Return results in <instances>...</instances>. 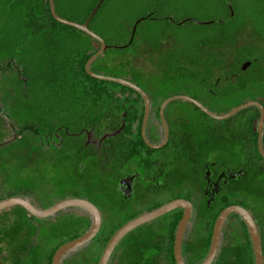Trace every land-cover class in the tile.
Returning a JSON list of instances; mask_svg holds the SVG:
<instances>
[{"label":"trees","instance_id":"trees-1","mask_svg":"<svg viewBox=\"0 0 264 264\" xmlns=\"http://www.w3.org/2000/svg\"><path fill=\"white\" fill-rule=\"evenodd\" d=\"M52 1L57 16L76 23H83L98 2V0ZM116 1L118 0H103L87 25V28L101 37L106 44L103 53L108 50L125 51L130 47L140 49L142 46L137 44L139 39L144 38L146 42V39L150 41L166 37L174 42V49L178 47L174 55L170 53L165 56L163 52L160 54L164 66L166 65L165 68L170 69L172 74H182L191 79L192 84L200 85L203 90L209 89L217 95L236 96L235 106L248 101L263 102L260 97L264 95L262 92L264 91V0H199L192 6L191 12L202 16L201 21L194 16L182 20L174 18L172 14H178L181 11L180 7L183 8L182 2L179 3L178 0H135V6L143 4L144 8L131 13L130 20L124 27L123 23H113L111 20L104 23V12H107ZM186 11L189 12V7ZM0 12L4 27L2 47H8L12 39L13 45L17 46L14 55L7 58L0 66V74L10 73L13 70L20 71L22 79L19 81L25 87L29 99L25 105L28 109L32 107L36 111L33 118L26 117L18 127L9 124L12 133L17 134L16 139L10 143L21 142L20 146H23L24 151L17 153V164L15 163L16 167L12 168L14 170L12 174L7 172L6 167L1 168V177L3 175L5 181L25 184L32 171L30 166H37V172L40 173L42 166L40 159L44 160L43 154L46 151L73 149V144H66L64 140L66 136L82 135L84 142L77 147L78 149L76 148L82 155L81 158L88 156L87 163L95 166L98 173H107L108 176L112 175V159L116 166L121 168L128 158L134 157L143 150L146 154L147 151H152L141 137L144 100L140 93L122 83L91 77L85 70L86 61L100 47L97 39L77 28L57 22L50 12L48 0H0ZM184 24L198 25L182 28ZM133 27H135L134 31ZM157 48L150 45L149 52L156 53ZM103 53L92 61L90 70L99 75L115 77L113 74L104 73L105 60H100ZM123 59V57L119 59L120 64ZM221 79L224 81V86H218ZM129 80L127 81L139 87L135 80ZM144 93L149 99L146 134L150 123L153 124L154 120L159 122L158 108L168 97L155 98L153 93L145 91ZM247 93L252 96H248ZM189 96L204 105L197 96L191 94ZM174 101L177 100L171 102ZM185 102L197 110L203 119L214 120L197 106ZM0 114L8 119L4 111L0 110ZM237 114H239V122L235 126L229 124V128H225L227 121L223 122L225 124H221L220 121L209 126L204 125V122L198 118L194 119L191 125L181 123L180 131L193 137L196 143L193 146L200 151L205 150L204 147L207 151L218 150L222 141L229 147H233L234 144L239 145L241 142V149L247 153V160L251 161L252 165L255 164L257 170L255 173L264 174V171H259V166L257 167L260 160L264 162V157L256 145L257 133L252 130L253 120L259 117L258 107L248 106ZM30 118L34 120L33 123ZM120 127L122 128L117 133ZM180 131L173 135L174 139L172 138L173 145H176L178 162L181 156L186 157L187 154L182 145L184 142L178 139ZM112 132L117 133L113 138ZM87 134H90V138H95L96 143H88ZM33 139L34 143L31 142ZM234 139L235 142L232 143ZM111 142L113 145L110 144ZM141 154L145 155V153ZM8 158H4L1 162ZM97 195L98 197L93 195L84 198L100 209L97 203L100 195ZM235 203L240 202L227 197L221 202L218 199L217 206L207 226L205 225L207 237L204 255L209 248L216 216L223 207ZM177 208L179 211L176 217L179 220L182 208ZM110 209L108 215L114 216ZM135 214L123 216L116 224H110L108 221L107 225L102 222L94 236L99 248L97 258L100 257L112 232ZM230 214L237 215L241 221L243 238L247 246L246 256L249 264H254V253L246 224L239 214L235 212ZM89 217L88 213L81 216L69 215L66 219L68 223L60 228L62 232L59 236L58 228L50 227L51 237L48 236L46 243H43L49 247L46 264H51L52 254L60 244L78 236L88 228ZM262 253L264 264V242H262Z\"/></svg>","mask_w":264,"mask_h":264},{"label":"rangeland","instance_id":"rangeland-1","mask_svg":"<svg viewBox=\"0 0 264 264\" xmlns=\"http://www.w3.org/2000/svg\"><path fill=\"white\" fill-rule=\"evenodd\" d=\"M198 1L178 0L179 3L182 2L181 5L184 9L180 7L181 11L178 14L173 13L172 16L177 20L192 16L200 21L203 20L202 16H197L199 14L191 12L192 6ZM188 7L189 12L186 11ZM143 8V4L135 6V0H118L111 5L107 12H104V23L107 20H111L113 23H123L124 27L130 20L131 13L140 11ZM1 20L2 17L0 15V66L7 58L13 56L17 50V46L13 45V39L8 44V47H2L4 41L1 38L4 27ZM196 25L198 24H184L181 27L189 28ZM168 32H171V30H168ZM137 41V44L142 46L140 49L144 48L145 50L141 51L135 47H130L125 51L115 52L108 50L103 53L100 60H105V64H103L104 73L113 74L117 78L124 77L127 78L126 80L133 79L139 84L140 89L147 93H153L155 98L171 97L175 93H180L183 96H189L190 94L197 96L204 104L203 106L214 115L225 114L239 106H235L237 103L236 96L226 97L222 94L217 95L209 89L203 90L200 85H196L194 82L192 84V80L188 77L178 73L172 74L170 69H166V65L164 66L160 56L161 52L165 56L170 53L174 55L178 49V47L174 49V42L170 39L166 37L155 38L150 41L146 39L145 42L144 38H142V40L139 39ZM150 45L157 46L158 51L150 53ZM121 57L124 59L120 64L119 59ZM99 58L98 61H100ZM100 63L98 62V64ZM21 79L20 71L17 70L0 74V110L4 111L8 117L7 119L0 114V199L9 196H22L27 198L37 208L43 209L65 198H84L93 195L98 197L97 194H99L100 198L97 203L100 207V213H102L103 224L108 225V221L110 224H116L123 218L128 206H125L124 209L121 204L113 205L114 216L108 215V210L112 207V204L108 201V196L112 192L111 185L115 174L108 176L107 173H98L95 166L94 168L87 163L88 156L81 158L82 155L77 151V147L84 142L82 135L66 136L64 138L66 144H73V149L46 151L43 154L44 160L40 159L42 162L40 173L37 172V166H30L32 170L31 174L29 173L31 180L28 178L25 184L5 181L3 175V178L1 177L2 167H6L8 173H13L14 170L12 168H15L17 164L16 155L19 151L20 153L24 151L19 141H15L13 144L1 145L2 142L13 137L9 124L18 127L26 117L33 118L36 113L32 107L28 109V106L25 105V103L29 102V99L25 87L19 81ZM221 80L218 86H224V81ZM262 92L264 94L263 90ZM247 95L252 96L250 93H247ZM165 109L168 110L166 111L168 112V117L173 120V127L176 133L182 129L181 123H185L183 125H191L192 121L198 118L201 119V122H204V125L207 124L209 126L215 125V123L217 124L220 121L222 122L221 124H225L223 122L227 121L228 124H226L225 128H229V124H234L235 126L239 122L238 112L231 115L233 117L230 116L221 120L203 119L190 104L180 100L167 104ZM31 118L30 121L33 123L34 120ZM180 134L185 135L181 131ZM33 141L34 139L31 142L34 143ZM192 143V145L196 144L194 140ZM237 151L241 150L237 149ZM7 157L9 158L2 163L1 161ZM211 157L225 164L236 174L235 176H230L221 191L227 198L243 204L254 215L264 242V174L254 173L251 168L244 167L239 156L232 158L225 153H212ZM179 160L180 162L177 161L176 172L174 171L177 176V183H179L178 192H185L184 188H188L191 196L201 195L196 204L195 201L192 202V206L195 208L192 210V215H190V225L185 229V235L189 238V247L192 250L196 247L195 251L193 250L186 256V259L188 264H195L206 255H204V240L207 237V232L204 227L202 230V225L205 220H210L215 206H217L218 198L209 204L208 199H205L202 194L205 193L204 184L196 183L200 177V174L197 173L198 169L193 168L194 166L191 167L190 160L185 156H181ZM166 213L153 219H160ZM82 214L87 213L77 207H66L44 217L30 216L23 208L17 205L0 209V264H30L33 251L43 243H46L48 236L49 238L51 237V226L58 228L57 234L59 236L62 232L60 228L68 223L66 219H68L69 215L81 216ZM243 237L244 230L239 217L229 213L222 224L217 253L213 258L212 264H248L245 258L247 246ZM151 238L152 236L147 241H151ZM128 241L126 240L125 243L127 244ZM151 249V246L146 245V253H150ZM42 260V258L38 257L35 260V264H42Z\"/></svg>","mask_w":264,"mask_h":264},{"label":"flooded vegetation","instance_id":"flooded-vegetation-1","mask_svg":"<svg viewBox=\"0 0 264 264\" xmlns=\"http://www.w3.org/2000/svg\"><path fill=\"white\" fill-rule=\"evenodd\" d=\"M260 99H263V102L262 101L261 103H259L258 101H248V102L258 103L262 107L264 113V104H263L264 95H261ZM258 110L260 116V109L258 108ZM166 111L168 110L164 108L162 114H163L165 126L167 128V141L161 148H157V149L151 148L152 151H147L148 154H146V151L143 150L138 154H136L134 157L125 160L124 161L125 164H123L121 168H118L114 163V159H112L111 172L112 174L115 175L112 181L113 184L111 185L112 192L108 196V201L112 204V207L110 209L112 214L114 212L113 209L114 203H116V205L121 204L124 209L125 206H128L123 216L131 213H136L135 214L136 216L141 213L147 212L151 209H154L174 198L181 197L187 199L191 203V205L193 204L192 202L195 201L196 204V201L198 202V200L200 199L201 195L191 196L190 192L188 191V188H184L185 192H178L179 183H177V179H176L177 176L174 173V171L176 172L177 169L178 158H177L176 145H173V141H172L173 135L176 133V130L173 127L174 124L172 118L168 117V112ZM158 119L159 122H156L154 120L153 124L151 123L149 124L147 133L145 134L146 140L152 145L160 144L164 138V127L160 120L159 108H158ZM258 119H254L252 125V130L255 131L256 133H257ZM121 128L122 127H120L117 130V133L121 130ZM112 133H111V137L113 138L117 133L116 132H112ZM179 136L178 139L184 142L182 143V145L183 148L186 150L187 153L186 158L190 160L191 167L194 166L193 168L198 169L197 173L200 174V177L198 181H196V183L204 184L205 193L202 194L204 195L205 199H208L209 204H211L213 200L217 198L219 199V202L223 201L226 198V196L222 193L221 189L223 185L227 183L230 176L236 175L232 171V169H229V167H227L225 164L220 163L218 160L212 158L211 157L212 153L213 154L225 153L226 155L231 156L232 158L239 156L241 158L242 165L244 167L247 166L251 168L254 171V173L257 172L254 166L255 164L252 165V163H250L251 161L247 160L246 158L247 153H244L243 150L241 149L242 146L241 142L239 143V145L234 144V146L233 147L231 146L232 147L231 148L229 147V145L226 146L224 144V141H222L221 144H219L218 150L207 151V148L204 147L203 149L205 150L202 149L203 151H200L195 149L196 147L192 145L193 144L192 142L194 140L193 137H190L187 134L185 135L179 134ZM100 138L98 139V141H100ZM238 139H240V136H238ZM87 142L96 143V139L90 138V134H89V138H87ZM234 142L235 139L232 141V143ZM110 144H112V142ZM256 145L258 148V143H256ZM260 145L262 151H264V117H263ZM237 149H240L241 151H237ZM141 153H145V155H142ZM163 162L164 164L162 165ZM257 167L259 168V171H264L263 160H260L259 165H257ZM240 169L242 170V168ZM235 204H239L245 207L241 203H235ZM194 208L195 207L192 206L191 215H192V210ZM178 211L179 209L177 207L172 208L169 211H167V213L165 212L166 214H164L160 219H156V220L151 219L152 220L151 222L146 221L134 227L130 231H128L117 242V245L114 246L106 264H176L174 252H173V244H174V237H175L177 223L179 221L176 217ZM250 214L252 215L256 223L260 236L261 248H262L263 240L261 237V230L257 225V220L254 217V215L251 212ZM190 217L186 227L190 225ZM154 220L155 222H153ZM208 221L209 220L204 221V224L202 225V230L203 227L205 228V225L207 226ZM101 225H102V213H101ZM84 231L78 234V236L81 235ZM220 235H221V231H220ZM94 236L88 242L66 252L60 258V264H97L99 259L97 258V256L99 255V250H98L99 248ZM151 236H152L151 241H147ZM145 238L147 239L144 240ZM126 240H129L127 244L125 243ZM146 245L152 247L150 253H146L145 251ZM48 248L49 247H45V245H41L40 247L36 248V250L33 251L32 262L30 264H35V260L38 257L43 259L42 264H46L48 260V254H47ZM193 250L195 251L196 247H194ZM193 250L191 249V247H189V238L186 237L184 230L181 241V256L185 261V263L188 264L186 256L189 253H191ZM245 258L249 264V260L247 259V256ZM199 262L197 261L195 264Z\"/></svg>","mask_w":264,"mask_h":264},{"label":"water","instance_id":"water-1","mask_svg":"<svg viewBox=\"0 0 264 264\" xmlns=\"http://www.w3.org/2000/svg\"><path fill=\"white\" fill-rule=\"evenodd\" d=\"M48 2H49L50 12H51L53 18L57 22L72 26L74 28H77V29L87 33L88 35H91L92 37H94L95 39H97L99 41V43H100L99 49L85 63V70L91 77H95L98 79L111 80V81H115L118 83H122V84H125V85L133 88L135 91L140 93V95L142 96V98L144 100V114H143V119L141 122L140 132H141V137H142L144 143L149 148H154V149L161 148L167 141V128L165 126V122H164L163 114H162L165 106L173 100H184V101H187V102L197 106L206 115H208L209 117L216 119V120H221V119L230 117L231 115L237 113L241 109L246 108L248 106H253V105L257 106L260 109V116H259L258 125H257V143H258L259 151L264 156V151H262L261 145H260L264 113H263L262 107L256 102H246V103L239 105L238 107L234 108L233 110H231L225 114L214 115L207 108H205L200 102L193 99L192 97L183 96V95H174V96L168 97L159 106V116H160L161 123L164 127V138L161 141V143L158 145L150 144L146 140V137H145V126H146V122H147V118H148V114H149V99H148L147 95L144 93V91L142 89H140L138 86H136L135 84H133V83H131L125 79L106 76V75H99V74H96L90 70V64L92 63V61H94L97 56H99L101 53H103L107 47L101 37H99L98 35H96L95 33H93L92 31H90L87 28V25L89 24L91 19L96 14V12L99 9V7L101 6L103 0H98V2L92 8L90 14L88 15V17L85 19V21L83 23H76V22H72V21L60 18L59 16L56 15V13L54 11L53 1L48 0ZM134 28L135 27H133V31H134ZM112 134H114V133H112ZM16 136H17V134L15 132H13V137L10 140L2 142L1 145H6V144L14 141ZM87 138H89V134H87ZM13 205H20L28 213H30L33 216H37V217L49 216V215L55 213L56 211L63 209V208H66V207H77V208L83 209L84 211H86L90 215L91 221H90V225L88 226V228L81 235H79L75 238H72L70 240H67V241L63 242L62 244H60L52 254L51 264H60V258L66 252H68L69 250H71L77 246H80V245L88 242L98 232L100 225H101V213H100L99 208L93 202H91L90 200L85 199V198H80V197L65 198V199H62V200L52 204L51 206L43 208V209L37 208L27 198L22 197V196H9V197L0 199V209H4L6 207L13 206ZM175 207H181L183 212H182V215H181V217L177 223V227H176V231H175L174 244H173L174 257H175L176 264H187V263H185V261L183 260V258L181 256V241H182V237H183L185 227H186V225L189 221V217L191 215L192 205L187 199H184L181 197L174 198V199H172L166 203H163L162 205H160L154 209H151L147 212L136 215V216L132 217L131 219L127 220L126 222H124L123 224H121L111 234V236L109 237V239L105 243L103 250L100 254V257L98 259L97 264H106L114 246L128 231H130L134 227H136V226H138V225H140L146 221H149V220L153 219L154 217L159 216V215H161V214H163V213H165V212H167L170 209L175 208ZM231 212H235V213L239 214L246 224V227H247V230L249 233V237L251 240V244H252L253 253H254V264H263V254H262V248H261V241H260V236H259V232H258L256 223H255L252 215L250 214V212L245 207H243L239 204H229V205L223 207L219 211L218 215L216 216V218L214 220V224H213L212 232H211L210 244H209V248L207 250V253H206L205 257L197 264H210L212 262L215 254L217 253L218 242H219L222 224H223L226 216Z\"/></svg>","mask_w":264,"mask_h":264}]
</instances>
